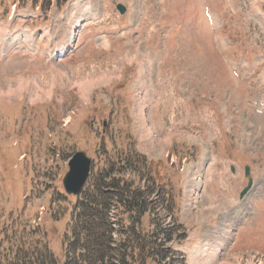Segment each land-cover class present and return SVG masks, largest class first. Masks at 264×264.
<instances>
[{"label":"rangeland","instance_id":"rangeland-1","mask_svg":"<svg viewBox=\"0 0 264 264\" xmlns=\"http://www.w3.org/2000/svg\"><path fill=\"white\" fill-rule=\"evenodd\" d=\"M48 2L0 0V264L80 254L62 185L77 150L91 180L134 152L159 159L149 196L176 205L142 222L164 251L138 264H264V0ZM161 225L172 238L156 243Z\"/></svg>","mask_w":264,"mask_h":264},{"label":"trees","instance_id":"trees-1","mask_svg":"<svg viewBox=\"0 0 264 264\" xmlns=\"http://www.w3.org/2000/svg\"><path fill=\"white\" fill-rule=\"evenodd\" d=\"M56 1L61 4L65 0ZM158 161L159 159L149 161L145 155L134 152L119 160L120 165H111L94 180L88 177L80 193L75 196L76 202L71 216L74 227L72 232L74 250H80V254L75 261L67 258L65 264H80L81 261L87 262L85 260H90L91 264H138L142 260L158 258L164 251V246L160 245L162 251L150 252L153 233L145 231L142 222L149 227L153 226V211L156 206L165 210L162 216L165 218L176 205L171 194L166 201L162 198H156L155 201L149 196L153 191L157 194L156 185L147 184L152 180V162ZM128 167L137 170L140 180L145 183L140 185L139 182L126 180L122 175ZM153 174L156 176L158 172L155 171ZM167 232L169 231L164 226L157 227L154 235L156 243L170 240L172 238L170 235L161 240ZM116 235L120 238H116ZM47 256L42 247L41 254L35 253L32 257L36 258L32 263L55 264L50 259L47 260ZM166 257L164 254L163 258Z\"/></svg>","mask_w":264,"mask_h":264},{"label":"water","instance_id":"water-1","mask_svg":"<svg viewBox=\"0 0 264 264\" xmlns=\"http://www.w3.org/2000/svg\"><path fill=\"white\" fill-rule=\"evenodd\" d=\"M116 8L120 13L125 10V7L121 4H118ZM91 164L92 158L84 151H76L73 153L71 158L68 160V171L65 173L62 179L64 191L68 195H78L80 193L89 176ZM230 169L233 171V166H231ZM244 175L247 177L248 182L240 192V198H242L248 192L253 183L252 177L250 176L249 166H245Z\"/></svg>","mask_w":264,"mask_h":264},{"label":"bare ground","instance_id":"bare-ground-1","mask_svg":"<svg viewBox=\"0 0 264 264\" xmlns=\"http://www.w3.org/2000/svg\"><path fill=\"white\" fill-rule=\"evenodd\" d=\"M87 4H88V5H87ZM73 6H74V5H73ZM84 6H85V7L82 8V10H81V11H82V12H81L82 15H80V14L78 13L79 16H83V15H86V14L88 15L90 12H92V11L94 12V11H95L94 9L92 10L93 7H92L91 3H86ZM71 7H72V6H71ZM71 7H70V8H71ZM72 11H77V8H76V7H73V8L71 9V12H72ZM78 11H79V10H78ZM83 11H84V13H83ZM87 11H88V12H87ZM72 13H73V12H72ZM76 13H77V12H76ZM92 15H93V14H90V16H92ZM79 16H78V17H79ZM78 17H77V18H78ZM74 18H76V17H74ZM69 23H70V22H67L66 24H69ZM72 28H73V27H72ZM66 33H67V32H66ZM86 83H87L86 85L89 84V82H86ZM86 85H85V86H86ZM89 85H90V84H89ZM141 105H142V104H136L135 110L133 111V112H134V116H135V118L137 119V121L139 120V117H141V115H142L143 112H144V111H143V108L141 107ZM146 119H147L146 116L143 115V120H142V122L146 123V124H145V127H144V129H143L144 132L149 131V129H148V125H147V122H146ZM144 123H143V124H144ZM141 124H142V123H141ZM140 129L142 130V128L139 127V130H140ZM191 190H192V189H191ZM189 192H190V190L187 189V194H189ZM199 255H200V256H203V253H200ZM204 256H205V253H204Z\"/></svg>","mask_w":264,"mask_h":264},{"label":"crops","instance_id":"crops-1","mask_svg":"<svg viewBox=\"0 0 264 264\" xmlns=\"http://www.w3.org/2000/svg\"><path fill=\"white\" fill-rule=\"evenodd\" d=\"M52 90H53V89H52ZM137 131H138V130H137ZM138 133H139V132H138ZM139 136H140V138L143 137L142 135H140V133H139ZM144 139H145V138H144ZM141 142H142V141H141Z\"/></svg>","mask_w":264,"mask_h":264}]
</instances>
